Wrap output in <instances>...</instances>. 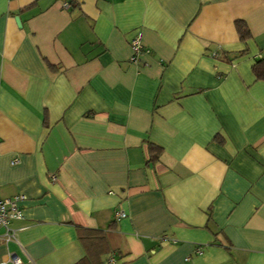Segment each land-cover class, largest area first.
<instances>
[{"label": "crops", "instance_id": "crops-1", "mask_svg": "<svg viewBox=\"0 0 264 264\" xmlns=\"http://www.w3.org/2000/svg\"><path fill=\"white\" fill-rule=\"evenodd\" d=\"M261 59L264 0H0V264H78V227L100 264H264Z\"/></svg>", "mask_w": 264, "mask_h": 264}, {"label": "built area", "instance_id": "built-area-1", "mask_svg": "<svg viewBox=\"0 0 264 264\" xmlns=\"http://www.w3.org/2000/svg\"><path fill=\"white\" fill-rule=\"evenodd\" d=\"M72 2L73 0H60L61 9L63 11L70 10ZM129 45L134 54L132 60L135 61L143 51L140 34H136L133 38H131ZM14 162H16V160ZM52 180H55V178L52 177ZM22 200H24L23 196L0 198V229L3 230L0 240L6 244L15 241V233L14 230L10 228V223L13 220H20L22 218V213L20 207L18 206L19 202ZM122 217H125V213L122 210H118L116 213V219H120ZM196 253H200V250L197 249ZM188 259L189 258H187V260ZM8 260L12 264H21L20 259L13 255H8ZM108 264H116L114 256L109 257Z\"/></svg>", "mask_w": 264, "mask_h": 264}, {"label": "trees", "instance_id": "trees-1", "mask_svg": "<svg viewBox=\"0 0 264 264\" xmlns=\"http://www.w3.org/2000/svg\"><path fill=\"white\" fill-rule=\"evenodd\" d=\"M235 28L240 41H246L250 38L249 31L243 21H236ZM252 71L256 79L264 80V59L257 61L252 67ZM148 150L150 154H153L150 156L149 161H157L158 155L161 153V149L158 147H153L150 144L148 146ZM109 228H112V226L110 225L108 229ZM76 230L78 239L88 248V251L90 252H87V257L78 264H93V258L96 260L97 264H100V256L109 252L104 231L80 227H78Z\"/></svg>", "mask_w": 264, "mask_h": 264}]
</instances>
